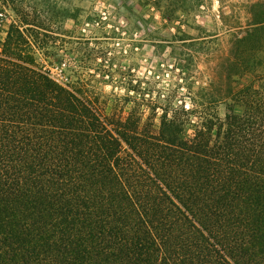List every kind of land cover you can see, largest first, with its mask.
I'll use <instances>...</instances> for the list:
<instances>
[{"label":"trees","instance_id":"trees-1","mask_svg":"<svg viewBox=\"0 0 264 264\" xmlns=\"http://www.w3.org/2000/svg\"><path fill=\"white\" fill-rule=\"evenodd\" d=\"M243 7L228 73L264 52V0ZM1 45L0 264H264L260 86L209 89L212 103L233 97L243 110L192 109L189 136L167 115L158 134H139Z\"/></svg>","mask_w":264,"mask_h":264},{"label":"rangeland","instance_id":"rangeland-1","mask_svg":"<svg viewBox=\"0 0 264 264\" xmlns=\"http://www.w3.org/2000/svg\"><path fill=\"white\" fill-rule=\"evenodd\" d=\"M245 1L1 0L8 21L0 42H12L41 68L67 59L78 93L108 116L131 118L139 134H158L167 115L183 121L189 136L199 121L192 109L211 106L222 118L230 107L243 110L233 97L212 103L209 89L228 95L255 84L264 91V52L242 54L244 74L221 66L237 59L233 49L248 26ZM122 37L129 41L116 42Z\"/></svg>","mask_w":264,"mask_h":264},{"label":"built area","instance_id":"built-area-1","mask_svg":"<svg viewBox=\"0 0 264 264\" xmlns=\"http://www.w3.org/2000/svg\"><path fill=\"white\" fill-rule=\"evenodd\" d=\"M106 17L107 16L105 14L104 18ZM7 21H8V11L6 7L2 5V2L0 0V29L5 27ZM124 23L125 22L122 21L123 25ZM128 41L129 38H125V37L116 40V42H128ZM42 69L49 76V78L52 79L57 84L66 88L75 89L74 86H72V81L69 77L67 59H64L60 63L57 64L54 63L51 66Z\"/></svg>","mask_w":264,"mask_h":264}]
</instances>
